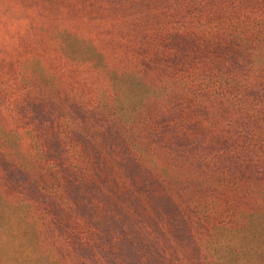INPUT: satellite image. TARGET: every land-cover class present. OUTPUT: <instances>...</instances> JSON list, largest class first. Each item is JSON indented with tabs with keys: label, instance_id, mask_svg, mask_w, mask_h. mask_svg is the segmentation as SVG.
Masks as SVG:
<instances>
[{
	"label": "trees",
	"instance_id": "1",
	"mask_svg": "<svg viewBox=\"0 0 264 264\" xmlns=\"http://www.w3.org/2000/svg\"><path fill=\"white\" fill-rule=\"evenodd\" d=\"M91 1L137 44L127 85L93 99L36 75L22 108L0 110L39 145L14 158L0 124V264H264V0ZM157 102L173 131L162 158H189L161 189L165 241L129 168L160 158ZM88 158L113 159L97 172Z\"/></svg>",
	"mask_w": 264,
	"mask_h": 264
},
{
	"label": "rangeland",
	"instance_id": "2",
	"mask_svg": "<svg viewBox=\"0 0 264 264\" xmlns=\"http://www.w3.org/2000/svg\"><path fill=\"white\" fill-rule=\"evenodd\" d=\"M117 13L104 12L91 0H0V110L22 108L20 96L26 90L29 77L32 79L36 75L37 80L59 82L63 89L69 88L76 96L86 94V97L97 99L109 97L116 90L122 91L127 85L122 81L133 65L138 48L131 31L123 27ZM156 104L157 113H148H152V124L160 130V137L149 142L160 143V158H145L138 168L135 164L136 168L129 167L134 178L151 188L154 203H148L143 211L145 218L138 213L132 217L144 218L152 232L165 241L172 227L167 217L173 214V209L164 207L161 189L170 179L178 178V169L189 158H162L163 149L168 146H163L164 136L173 138V131L170 126L167 130L160 102ZM18 116V113L8 114L0 124L16 130L17 143L12 140L14 158H30L39 145L30 142L23 119L21 121ZM2 158L0 152V161ZM95 159L113 158H88L87 164L98 172L101 169L94 165ZM3 166L0 162V174ZM119 170L114 173L124 179ZM128 211L124 208L123 213L128 214ZM129 222L136 228L140 223Z\"/></svg>",
	"mask_w": 264,
	"mask_h": 264
}]
</instances>
